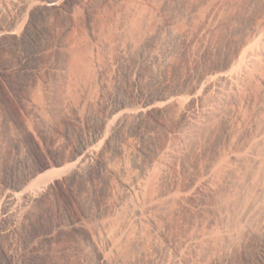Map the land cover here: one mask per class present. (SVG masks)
I'll return each instance as SVG.
<instances>
[{"label":"rangeland","instance_id":"374dc122","mask_svg":"<svg viewBox=\"0 0 264 264\" xmlns=\"http://www.w3.org/2000/svg\"><path fill=\"white\" fill-rule=\"evenodd\" d=\"M181 1L183 0L171 2L165 0H80L79 2L78 0L76 7L41 13L37 23L31 28L28 40L20 43L8 41L0 50V180L24 178L28 170L20 165L24 153L29 157L31 167L41 160V153L35 147L36 138L41 142L44 150L51 153L53 151L57 157L65 159L81 133L89 137L97 132L108 103L124 99L134 100L141 91L156 89L162 83L167 88L183 86V97L188 99L190 88L201 72L212 66L223 65L233 53L235 40L240 34L236 31L233 33L229 29L228 17H226L228 20L224 17L223 24L219 23L207 38L204 35L190 50L176 43L177 49L168 62L158 61L148 64L143 61L140 90L131 83V75L128 73L130 59L121 56L122 44L129 38H133L138 45L143 43L142 38L146 31L150 32L159 23L173 19L176 12H179L178 5L182 3ZM185 1H188V6ZM195 1L184 0L186 6L183 7H189L190 3L192 6ZM137 6L149 7L148 21L139 26L140 31L135 30L133 33L129 31L128 35L120 36L115 32L117 21L125 19ZM256 6L259 11L264 10V3L258 2ZM231 9L234 8L230 7L228 11ZM202 18L198 17L192 23L181 20L180 24H188L189 34H200L209 23L207 18ZM226 22L229 25H226ZM104 23L112 28L111 32L108 29L102 31L101 26ZM18 28L19 30L22 28L21 23L18 24ZM34 51H40V56L30 64L36 69L35 73L27 69L28 53ZM74 53L80 55L84 71L73 75L69 88H64L62 66L67 61V57ZM2 69L6 76H1ZM238 94L236 97L242 100L239 102L235 97L237 101L236 104L234 102L236 108L232 128L229 127L232 135L234 134L233 141L224 135L226 130L224 121L213 118L215 125L211 127L212 120L209 123L210 128H214L211 136L205 139L204 130L200 131L202 134L200 132L198 134L199 136L201 134V137L198 134L195 136L198 137L196 147L191 146L185 160L180 164L171 161L167 165L169 178L164 179L162 186H168L175 180L178 188L173 191L175 194L172 193L173 198L177 199L170 201L173 204L169 203L176 207L173 206L175 210L170 209L175 213L172 212L171 218L169 215L170 220L164 219L166 224L164 232L154 233L151 225L149 227L146 224L143 229L146 230L144 233H147V239L140 242L141 244H136V239L133 237L130 239L121 237L120 228L130 214L127 203L129 194L121 178L125 176L122 167L126 166L131 175L137 174L140 171L136 163L137 159L147 160L154 153L153 156H156L157 149L175 138L179 122L175 121V117L168 115L155 124L152 122L150 128L153 131L151 130L148 137L141 138L136 134L127 138L124 132L122 133L124 136L119 135L118 140L127 145L128 151L136 153L137 157L132 154L131 157L125 158L124 153L117 149L109 151L110 159L117 167L116 173L98 175L91 184L90 190L80 192L79 198L66 188L54 191L51 207L42 217L46 225L42 224L41 230L48 229L54 217H62L64 226L52 243L40 244L37 250L30 248L27 253L28 243L24 237L21 238L20 248L27 255L23 264H94L104 252L109 259L106 264H150L154 256L153 261H156L155 244L171 242L176 246L185 237L188 225L194 223L192 225L195 226L197 222L202 226L215 212L217 220L220 211L225 209L229 211L230 214L225 212L226 210L224 212L232 221L226 215L227 218L224 216L218 218H221L223 225L230 224L229 226L237 227L241 223L237 227L238 230L233 227L237 232L234 230L236 233L233 231V238L228 240L220 236L221 227L215 223L216 229L215 231L213 229L214 232L212 231L211 234L215 241L212 249L201 251L200 256L193 258L192 264H264V207L259 209L258 214L261 215L260 217L257 215L258 219L255 218L254 221L252 219L249 224L244 221L236 225L241 209H238L239 206L244 205L248 198L251 199L250 194L257 192L254 183L264 181V163L254 165L247 162L249 163L247 166L246 163L245 165L241 163L244 166L243 170L242 167L238 168L241 170L239 171L241 173H238L239 177L237 174L229 176L224 170L229 162V151L242 148L257 132L258 118L264 112V107H261L264 100V84L252 83L245 95L242 93L240 97V93ZM199 106L200 104L198 108ZM35 107L43 113L41 116L37 115ZM251 124L255 126L251 128ZM26 143L31 144L32 147L24 150L23 153L22 146ZM198 145H201L200 150ZM145 147L148 148L147 153L143 151ZM262 151L264 154V148L260 153ZM211 163L216 166L214 182H223L226 174L228 180L235 183L233 185L228 181L225 186L223 184L220 186L218 192L207 191L199 199V196L194 194L192 180L197 177V180L202 182L201 176ZM236 166H240V162ZM252 176L256 178L253 181ZM80 184V181L75 184L77 189L82 188ZM233 187L237 192L232 190ZM256 194L258 195V193L253 195ZM227 201L228 208L224 206ZM171 211L168 213L171 214ZM104 220L111 221L108 231L107 227L102 226ZM223 220L227 222L224 223ZM72 221H77L79 226H73ZM245 223L248 224L247 227L244 226ZM222 224L219 223V226ZM145 226H148V230ZM95 230L98 233L102 231L96 241L92 236ZM113 242L119 245V249L111 247ZM140 249L148 252L145 253L143 250V254H139L137 251Z\"/></svg>","mask_w":264,"mask_h":264},{"label":"bare ground","instance_id":"6f19581e","mask_svg":"<svg viewBox=\"0 0 264 264\" xmlns=\"http://www.w3.org/2000/svg\"><path fill=\"white\" fill-rule=\"evenodd\" d=\"M165 1L171 2L172 0ZM183 1L178 5L179 12H176L173 19L161 22L153 30L150 32L146 31L143 34V43L138 45L133 38H129L122 44L120 49L122 51H120L121 56L130 59L128 73L131 75V83L137 90H140L143 61L148 64H154L158 61L168 62L172 53L177 49L176 43L181 44L184 49L190 50L204 35L207 38L217 28L219 23L223 24L224 17L230 19L229 29L233 33H235L234 31L240 32L239 38L237 37L235 40V49L229 55V59L221 66H212L201 72L195 84H192L190 88L188 99L183 97V86L167 88L162 83L156 89L141 91V94L134 100L124 99L108 103L106 112L100 119V128L97 132L89 137L81 133L78 140L72 144L65 159L57 157L53 151L51 153L48 150H44L41 142L36 138L37 144H35V147L41 153V160H38L36 165L31 167L29 157L24 153V150L30 149L32 145L29 143L23 145L22 152L24 154L21 156L20 165L28 168L24 178H3L0 180V264H23L26 261V253L30 248L37 250L40 244L52 243L58 237L61 228L64 226L62 217H54L53 223L48 229L41 230L42 224L43 226L46 225L42 217L45 211H48L51 207L55 190L66 188L79 198L80 192L90 190L91 184H93L98 175L116 173L117 167L112 163L109 151L117 149L119 152L124 153L125 158L127 156L131 157L132 154H134L135 158L137 157L136 153L128 151L127 145L118 140L120 139L118 138L119 135L121 136L123 132L127 138L136 134L141 138L148 137L151 134V130L153 131L150 128L152 122L155 124L156 121L167 115L175 117V121L178 120L179 122L175 138L164 144L162 148L156 151L154 149L156 156H153L154 153L147 160L137 159L136 163L140 169L137 174L131 175L126 166L122 167L125 176H122L121 180L129 194L127 203L130 207V214L125 219V222L122 223L120 235L129 239L130 237L135 238L136 244H141L147 239V233H144L146 230L145 228L143 229L144 225L148 224L149 227L151 225L154 233L160 234L166 230L164 229L166 228L165 220H170L169 215L171 218L172 212H174L170 210L174 206L170 205L171 203L173 204L170 201L177 199L172 196V193L178 188L176 186L177 182L170 180L171 183L168 186H162L164 179L169 178L167 165L171 161L180 164L185 160L191 146L196 147V143H198L196 139L198 137L196 138L195 136L200 131L204 130L205 139L211 136L210 134L214 128L211 129L209 123L212 120L213 125L211 127L215 125L213 118H219L220 121H224L226 125L224 135L232 139L234 134L232 135L230 128H232L231 124L236 108L234 107L235 101H237L235 97L239 95L238 93H240V97H242V93L245 95L252 83L264 84V10L259 11L256 6V3H264V0H198L197 2L194 0L193 5L190 6V3L189 7L186 8L183 6L186 3L188 6V1H185L186 3ZM77 3L78 0H0V50L10 40L16 43L28 40L31 28L37 23L41 13L76 7ZM201 5L203 6L202 8L200 7ZM230 7L234 9L228 11ZM148 11V6H137L125 19L122 18L121 20L119 16L120 20L117 21L115 32L122 36L129 31L132 33L135 30L140 31L139 26L149 19ZM229 12H231L230 17L228 16ZM198 17L207 18L209 23L202 29L203 31L200 34L191 35L188 33V24H180V21L184 20L192 23ZM19 23L22 26L20 30L18 28ZM226 25L229 24L227 23ZM101 27L103 32L106 29L110 32L112 31V28H109L106 23ZM135 44L138 46H135ZM39 54L40 51L28 53L29 64L27 69L30 72H36L34 66H30V64L40 56ZM83 67L80 55L74 53L67 57V61L62 66L64 88H69L73 80L72 76L83 72ZM1 72V76H4L5 71L2 69ZM241 100L239 99V102ZM198 104H200L199 108ZM261 107H264V100L261 103ZM35 109L38 116L43 114L38 107H35ZM258 121L255 136L245 142L242 148H234L229 151V162L224 168L227 175L237 174L239 177L241 173L239 171L243 170L245 163L246 166L249 163L254 165H262L264 163V158H262L264 157L263 151L260 153L261 149L264 148V112H262V116H259ZM252 126L251 124V128L255 125ZM201 134L200 136L198 134V136L201 137ZM200 144L202 145L201 142ZM201 145H198V148ZM143 151L147 153L148 148L145 147ZM239 162L240 166L237 167L236 165ZM247 162L249 163L247 164ZM241 163L244 165H241ZM213 166L214 164L211 163L206 167L205 172L201 176L202 182L197 180V177L192 180L194 194L199 196V199L200 196L201 198L203 197L202 195L205 192L216 193L222 184L225 186L226 183L230 182L226 174L223 182L220 179L221 183L214 182L216 166ZM239 167H242V169L239 170ZM229 179L232 181V178L229 177ZM253 179L256 178L253 177L252 181ZM235 180L239 181L238 179ZM78 181L81 182V189H77L75 186ZM234 183L232 184L234 185ZM254 184L256 186L255 190H257L255 193H258V195H253L255 193L250 194L251 199L247 196L249 200L245 197L247 201L243 203L244 205H240L242 207L239 206L238 208H241L240 211L238 210L240 212L237 217L239 221L236 222L237 219L233 216L236 219L234 220L233 218L236 225L238 222L244 221L249 224L252 219L254 221L257 218V215H261L258 214V211L264 207V181ZM228 203L227 201L226 205L224 204L226 208H228ZM169 210L171 214L168 213L170 212ZM225 210V212L229 213L227 209ZM224 211L219 212L220 216L227 218L229 215L227 216ZM238 211L236 212L238 213ZM260 211L263 213L262 210ZM215 213L202 226L199 223L197 224L196 221L195 226L192 225L194 223L188 225V227L186 226L187 233L176 246L171 244V242L164 243L163 241V243L155 244L154 254L158 258L156 257V261H153L154 256L150 264H192L193 258L200 256L201 251L212 249L215 241L211 234L215 231L216 225L221 227V229L219 228L220 236H224L228 240L233 238V233L238 230L237 227L241 223L237 227H234L235 222L234 226H229V223H227L229 225H223L221 218H218L220 217L218 216L219 213L217 220ZM218 219L220 220L219 223L222 224L220 226ZM229 220H231V217ZM226 222L224 221V223ZM215 223L217 224L214 226ZM71 224L75 227L79 226L77 221H72ZM110 224V220L102 222V226L107 227V231L108 227L111 226ZM145 227L148 230V226ZM233 227L237 229L235 230ZM101 233L96 230L93 231L94 241L98 239V236H101ZM235 235L234 237H236ZM23 237L28 243L26 253L20 248V239ZM111 247L119 249V245L114 242L111 243ZM145 249L143 250L147 253L148 251L146 250V252ZM142 251L140 249L137 252L143 254ZM154 254L152 253V255ZM107 260H109L108 256L104 252L103 256L99 257L94 264H106Z\"/></svg>","mask_w":264,"mask_h":264}]
</instances>
